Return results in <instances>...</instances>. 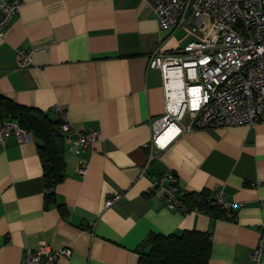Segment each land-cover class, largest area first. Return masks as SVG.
I'll list each match as a JSON object with an SVG mask.
<instances>
[{"label": "crops", "instance_id": "1", "mask_svg": "<svg viewBox=\"0 0 264 264\" xmlns=\"http://www.w3.org/2000/svg\"><path fill=\"white\" fill-rule=\"evenodd\" d=\"M0 38V93L51 118L62 109L73 130L96 129L94 149L67 151L45 207L34 136L0 142V264H20L25 248H67L58 264H138L150 233L207 232L208 264L255 263L264 223V115L252 125L194 128L149 154L151 121L164 111L161 71L150 53L175 50L183 29H161L144 0H20ZM31 51L18 67L16 50ZM80 160L88 163L83 174ZM174 172L184 192H223L232 217L170 209L155 180ZM121 194L117 205L107 199ZM178 196H183L182 192Z\"/></svg>", "mask_w": 264, "mask_h": 264}, {"label": "built area", "instance_id": "2", "mask_svg": "<svg viewBox=\"0 0 264 264\" xmlns=\"http://www.w3.org/2000/svg\"><path fill=\"white\" fill-rule=\"evenodd\" d=\"M154 11L161 29H183L186 42L175 50L155 48L149 66L161 71L164 97L163 114L151 121L149 154L143 172L153 159V149H165L184 131L205 127L252 125L264 115V0H144ZM20 0H0V38L18 13ZM31 51L19 48L18 67L30 62ZM60 121L59 130L73 137L67 151L79 156L93 150L99 139L96 129L73 130L65 112L53 108ZM11 132L22 139L31 133L9 118L0 121V142ZM88 163L80 160L83 174ZM160 199L170 209L187 211L178 196L174 172L163 171L155 180ZM121 194L107 199L106 206L117 205ZM215 202L227 216L234 205L221 190L214 193ZM264 206V201L261 202ZM67 248L52 249L40 243L36 249L25 248L20 264H58L60 256L68 257ZM251 259H264V223Z\"/></svg>", "mask_w": 264, "mask_h": 264}, {"label": "trees", "instance_id": "3", "mask_svg": "<svg viewBox=\"0 0 264 264\" xmlns=\"http://www.w3.org/2000/svg\"><path fill=\"white\" fill-rule=\"evenodd\" d=\"M4 118L15 121L34 136L43 170L44 204L47 207L55 203L54 187L63 179L65 169L59 119L51 118L36 107L18 104L0 93V121ZM180 199L188 210L229 217L215 202L213 192H183ZM211 243L210 235L198 230H184L180 234L150 233L144 243L147 249L139 252L138 264H208Z\"/></svg>", "mask_w": 264, "mask_h": 264}, {"label": "water", "instance_id": "4", "mask_svg": "<svg viewBox=\"0 0 264 264\" xmlns=\"http://www.w3.org/2000/svg\"><path fill=\"white\" fill-rule=\"evenodd\" d=\"M29 133V132H28Z\"/></svg>", "mask_w": 264, "mask_h": 264}]
</instances>
